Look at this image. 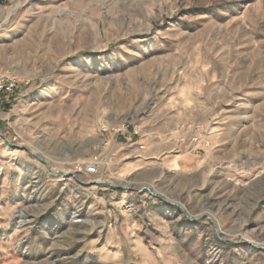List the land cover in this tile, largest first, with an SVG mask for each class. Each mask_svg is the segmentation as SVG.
Masks as SVG:
<instances>
[{"label":"rangeland","instance_id":"374dc122","mask_svg":"<svg viewBox=\"0 0 264 264\" xmlns=\"http://www.w3.org/2000/svg\"><path fill=\"white\" fill-rule=\"evenodd\" d=\"M0 75V264H264V0H0Z\"/></svg>","mask_w":264,"mask_h":264},{"label":"crops","instance_id":"0c3cea01","mask_svg":"<svg viewBox=\"0 0 264 264\" xmlns=\"http://www.w3.org/2000/svg\"><path fill=\"white\" fill-rule=\"evenodd\" d=\"M168 126L170 128L169 130L173 131L176 122L168 123ZM158 132V135H160L166 131L162 128ZM161 136L159 137L160 139L148 137L144 141L146 144L148 143V147L139 156L133 155L134 152L139 151L138 147H135L134 144H123L124 146L121 147V153L119 154V160L124 165L123 169L130 174H147L153 171L157 173L156 179H162L168 174H172L177 178L180 176L185 178L206 176L209 172V154L190 153L186 151H182L183 153L180 154H174L172 152L177 148V142L175 140L178 137H173V135L172 139L174 141L167 144L164 143V136ZM135 144L138 143L135 142ZM131 148H136V150L131 152ZM106 185L110 188L108 183Z\"/></svg>","mask_w":264,"mask_h":264},{"label":"built area","instance_id":"2783aa9c","mask_svg":"<svg viewBox=\"0 0 264 264\" xmlns=\"http://www.w3.org/2000/svg\"><path fill=\"white\" fill-rule=\"evenodd\" d=\"M17 88V80L15 77L13 76H10V75H0V93H7V94H12L14 93V91L16 90ZM127 125H123L122 127L120 128H113V131L115 133H118V132H122L123 130H125ZM188 128L190 129V126H188ZM108 129L106 128H103V132H107ZM136 134H138V131L135 129L134 130ZM135 134V135H136ZM189 134L188 132H185L183 133L179 138V141L182 142V144L185 146V147H189L191 146V143H190V139H189ZM194 142H199L197 138L193 139ZM108 144V143H107ZM208 145V144H207ZM144 147V146H143ZM142 147V149H143ZM110 164V162H108ZM107 162H105L103 166H107L108 165ZM102 163L97 159L95 158V161H92L88 164V166L85 167V170L87 173L91 174V175H98L99 173V166L101 165Z\"/></svg>","mask_w":264,"mask_h":264},{"label":"water","instance_id":"95a60500","mask_svg":"<svg viewBox=\"0 0 264 264\" xmlns=\"http://www.w3.org/2000/svg\"><path fill=\"white\" fill-rule=\"evenodd\" d=\"M49 167V166H48ZM52 171V170H51ZM52 172H56V171H52ZM57 173V172H56Z\"/></svg>","mask_w":264,"mask_h":264}]
</instances>
